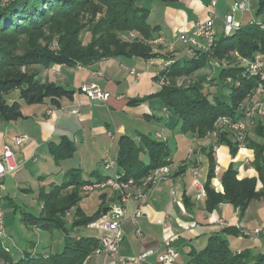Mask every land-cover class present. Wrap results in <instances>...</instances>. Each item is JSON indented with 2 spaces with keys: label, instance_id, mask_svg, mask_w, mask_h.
Returning a JSON list of instances; mask_svg holds the SVG:
<instances>
[{
  "label": "crops",
  "instance_id": "obj_1",
  "mask_svg": "<svg viewBox=\"0 0 264 264\" xmlns=\"http://www.w3.org/2000/svg\"><path fill=\"white\" fill-rule=\"evenodd\" d=\"M210 1L173 0L166 3L155 0L152 8L149 7L150 17L157 15L154 23L149 22L157 28L154 37L163 36L167 42H173L177 48L173 55L187 57L184 56L179 34L191 31L195 22L208 17H216V24L218 20L223 24V17L218 11L224 15L233 0H219L216 7H212ZM134 32L142 37L139 32ZM147 42L158 56L121 55L103 58L87 66L38 65L41 82L71 91V95L56 98L57 102L53 97H45L41 102L27 103L19 97L18 91L7 96L10 102L20 103L22 114L14 120L0 116V157L4 146L14 143V136L26 134L28 139L22 144H12L11 148L18 160H22V166L15 173H8L0 179L4 188L0 195L14 205L5 185L10 182L36 197L40 189L61 184L63 181L59 183L57 180L61 174L64 173V180L67 171L74 168L81 169L83 180L107 177L114 171L106 170L105 163L110 158L117 162L121 137L129 136L139 142L142 135L147 134L167 141L172 159L171 170L160 184L133 190L134 196L126 203L122 223L124 235L117 255L137 257L151 249L154 253L147 260L128 264H157L159 254L164 251L163 240L170 237L177 253L175 262L171 264H190L191 250L203 249L210 236L221 232L225 226L237 230L236 234L227 235L232 249L264 253V198L252 201L243 212L229 202L219 201L216 196L211 200L196 198V182L209 180L212 157L215 166L220 167L219 173H214L211 179L215 193H224L221 178L231 166L238 171V178H254L256 191L263 189L260 174L253 166L254 147H247L246 140L264 147V124L259 114L250 116L245 113L247 107L262 101L263 96L249 93L233 116L240 118L247 127L245 145L238 147L235 153L230 143H234L230 131L218 135L214 133L218 129L217 120L205 135L183 132L177 117L158 96L162 86L169 83L162 73L167 72L175 61L172 62L166 47ZM133 69L135 73H132ZM193 75L194 72L177 76L174 80L178 86L186 84L185 87H188L196 82ZM87 82H96L110 94L108 99H91L81 92L80 87ZM65 138L71 140L74 153L71 157L58 160L50 151V146L51 143L60 144ZM116 171L123 169L117 164ZM144 193L146 196L141 197ZM92 195H95L93 213L102 205L121 202L118 193L110 189L90 192L80 203L87 214L85 206ZM138 209L142 215L134 219ZM191 222H195L196 226L186 229L184 224ZM95 223L82 230L81 234L97 236ZM102 260V256L92 253L84 264H100Z\"/></svg>",
  "mask_w": 264,
  "mask_h": 264
},
{
  "label": "trees",
  "instance_id": "obj_2",
  "mask_svg": "<svg viewBox=\"0 0 264 264\" xmlns=\"http://www.w3.org/2000/svg\"><path fill=\"white\" fill-rule=\"evenodd\" d=\"M81 0H0V55L12 56L8 51L13 49L14 44L6 46L5 42H12V39L19 35H29L27 47L39 48L36 43L37 34L53 22L56 18L71 16V12L78 6ZM111 9L110 18H106L101 23L93 26L94 36L88 47H83L75 42V27L64 29V35L68 37V42L63 46V53L41 54L38 58H31L25 54L17 59L15 64H8V75L5 71V78L0 80V116L6 120L18 119L22 112L18 101L10 102L8 95L18 91L19 97L27 103L41 102L45 97H53L54 101L58 97L71 95V91L66 90L55 84L43 83L38 78V65L49 67L53 64L92 65L107 57H117L121 55L141 56L150 58L158 56L147 41L155 39L154 33L157 28L148 22L151 9L140 5V0H100ZM166 3L173 0H162ZM235 0L232 1V4ZM219 2V1H218ZM219 4V3H217ZM222 15L224 17L230 10ZM218 9V7H217ZM257 15H264V0H258ZM263 21L253 20V22L243 23L242 27L226 36L222 31L216 39V45L211 53L198 52L194 57H181L170 54L174 64L167 72L162 73L169 80L168 84L162 86L158 96L163 104L177 117L181 123L183 132H198L205 135L208 129L212 128L214 122L224 115L235 116L240 102L255 88L257 79L242 78L241 84L235 86L226 81L228 74L236 76L239 74L238 67L221 69L216 84H222L224 88L231 91V101H221L219 97L210 98V94L203 91L204 82H194L188 87L178 86L174 78L182 75H190L207 60L222 58L233 50L239 51L246 57L253 58L257 53L264 54V31L262 30ZM104 32L100 33L104 27ZM40 31V32H39ZM137 31L142 37L137 36L133 39L121 38L117 32L122 34ZM38 32V33H37ZM15 37V38H14ZM11 47V48H10ZM68 52V54H67ZM184 59V60H183ZM25 71H21V67ZM30 73V74H28ZM232 151L238 149L237 143H232ZM247 147H254L255 159L253 166L258 170L260 179L263 182V189L256 191V180L254 178H238V171L229 167L222 175L224 193L217 194L211 186V179L215 175V163L212 157L209 180L204 184L206 198L211 200L215 196L219 201H226L239 207L243 212L254 199L264 198V147L246 140ZM50 151L54 153L56 159L71 157L74 153L71 140L65 138L60 144L51 143ZM170 156V148L167 141L153 138L147 134L142 135L141 140L136 142L129 136H122L119 143L117 164L123 169L125 178L140 180L155 168L167 163L166 157ZM148 158L147 160L145 158ZM105 177L100 176L99 179ZM89 181V180H88ZM81 177V169H71L65 174L61 184H54L49 189L42 188L39 191V200L43 202V214L35 215V221L40 222V226L51 231L56 229L64 233L63 245L60 250L53 252L49 258L43 259L42 256H32L29 252L21 259L14 258L1 249L0 258L5 260V264H84L88 257L100 246V232L97 236H87L72 232L74 225L78 227L87 226L103 215L104 206H101L95 213L85 214L79 205L82 197L80 188L88 182ZM73 187V188H71ZM75 209L76 215L74 223L67 226L64 220L59 218L69 210ZM56 215L59 221L55 218ZM77 216V217H76ZM235 227L225 226L224 229L210 236L206 246L201 250L193 249L190 252V264H264V253L255 254L245 249L236 251L232 249L227 235L236 234Z\"/></svg>",
  "mask_w": 264,
  "mask_h": 264
},
{
  "label": "built area",
  "instance_id": "obj_3",
  "mask_svg": "<svg viewBox=\"0 0 264 264\" xmlns=\"http://www.w3.org/2000/svg\"><path fill=\"white\" fill-rule=\"evenodd\" d=\"M219 0H211L210 4L212 7H216ZM251 0H235L232 4L229 12L222 18L223 27L222 32L229 36L233 32L239 30L242 27L243 22L236 18L237 12L250 11ZM253 22V20H251ZM264 29V24L262 25ZM219 30L216 24V17H208L206 20H200L195 22L191 31L181 32L179 34V39L183 44L184 56L194 57L197 56L198 52L211 53L212 49L216 45V39L219 35ZM130 38H136V34L130 33ZM154 44H160L167 48L168 52L174 54L177 52L176 45L172 42H167L163 36H159L151 40ZM235 55L239 57L244 72L242 73V78H256L257 85L250 92L251 94H260L263 96L262 101L249 106L245 109V113L250 116L259 114L262 118L264 124V58L262 54L255 55L253 58L246 57L242 55L239 51L235 52ZM172 60V59H171ZM172 62H174L172 60ZM216 64H218L216 62ZM219 65V64H218ZM245 68V69H244ZM135 69L132 73H135ZM227 83L233 84L235 86H240V79L228 78ZM80 91L85 93L91 99H98L106 101L110 94L105 92L96 82H87L80 87ZM72 112L77 113L76 110ZM217 130L214 132L216 135L222 132L230 131L233 135L234 142L238 144V147H244L245 140L247 136V127L245 123L240 118H234L229 115L220 116L217 119ZM28 137L26 134H20L14 136L15 144H22ZM165 164L155 168L145 177L140 180H135L134 178H125V173L123 171H116L117 162L114 159H108L105 163V169L108 171H114L113 174L108 175L103 179H97L88 181L82 185V188L86 192H94L100 190L110 189L118 193L121 199L120 203H117L113 207H110L103 218L94 224L98 232H100V246L96 248L93 252L94 255L102 256L103 260L100 264H128L134 263L136 261H145L147 258L154 253V250H147L141 253L139 256L134 257H119L118 250L123 239V229L122 223L126 215V203L131 196H134L133 190L140 189L142 187L156 186L165 180L171 170V157H166ZM22 166V162L18 160L13 149L5 145L3 148V153L0 157V179L8 174L15 173ZM215 174H218L220 167L215 166ZM197 174V171L195 172ZM197 199H203L207 196L205 186L202 182L197 181ZM3 185L0 183V191L3 190ZM141 197H145L146 194H141ZM2 200L0 196V240L10 238L4 229L3 224V209ZM142 215L140 209L135 211L134 219ZM160 223L165 224L162 220ZM196 226L195 222L190 224H184L186 229L193 228ZM168 228V227H166ZM258 232V230H256ZM164 251L158 256L157 264H171L176 260V250L173 245L172 239L170 237H165L163 240ZM10 252V248L6 246L5 248Z\"/></svg>",
  "mask_w": 264,
  "mask_h": 264
},
{
  "label": "rangeland",
  "instance_id": "obj_4",
  "mask_svg": "<svg viewBox=\"0 0 264 264\" xmlns=\"http://www.w3.org/2000/svg\"><path fill=\"white\" fill-rule=\"evenodd\" d=\"M154 1L155 0H140L139 3L142 6L152 8ZM257 10L258 0H251L250 11H239L236 13V18L243 23H248L252 19L255 21H263L262 18L264 15H257ZM225 11L227 12L228 8ZM110 12L111 9L104 5V3L100 0H81L78 6H76L75 9L71 12V16L56 18L48 26L43 28L41 32L39 31L40 33L39 35L37 34V40L35 43V45H37L39 48L25 46L27 45L30 38L29 35H19V37H14L15 39H12L13 43L6 41L5 44L8 47L10 44H14V47H12L13 49L8 51L12 54L13 57L0 55V80L5 78V71L8 75V69L6 66L10 63L15 64L17 62L16 58L20 56L27 54L31 56V58L35 59L41 56L42 53L45 55L52 53H63L62 48L69 40L68 37H66V35H64L63 33L65 28L75 27L76 32H80L79 37L77 34L75 42H78L79 45L82 46V48L88 47L94 38L92 34V29H94L93 26H96V23L105 21L106 18H110ZM150 14L148 16V22L154 23L157 15H151L150 17ZM217 24V28L218 30H220L221 27H223L221 20H218ZM105 29L107 30L106 26L102 30H100V33L104 32ZM262 30L264 31V29ZM130 33L135 34V32L130 31L124 34H122L121 32H117V35L121 38L130 39ZM236 51L237 50L228 52V55H225L222 58H219L217 56L216 58L207 60L205 65L201 66L198 70H196V72H194L193 78L195 81H197L198 83L206 81L204 82L203 91L208 95L210 94V98L219 97L221 101H225L228 103L231 101V91L228 88H224L222 84L217 85L215 79L218 81L221 69L231 70L232 68L236 67H238V69L240 70L239 74H237L236 76H233V74H228L225 77V82L228 81V78L240 79V75L244 72V70L240 65L241 61L239 57L235 55ZM259 54L261 53H257L256 55ZM262 55L263 56L261 57L264 58V54ZM216 62L219 65L216 64ZM21 71H25V68L23 66L21 67ZM209 78H211V80ZM185 85L186 84H184L183 87H185ZM12 144L14 143L9 144L8 146L12 147ZM15 151L17 152L18 150L15 148ZM20 162H22L21 159ZM61 175L62 176L57 179L59 183L63 181L64 173H62ZM36 184H38V182H36ZM5 185L8 188L9 195L12 198L15 206L12 205L8 201V199L0 195L2 196L1 200L4 205L2 206L4 229L6 230L7 235H9L10 237L8 239L6 238L1 240V249L3 248L2 250L8 252L5 249L6 246H8L10 248L9 254L14 258V260L21 259L23 255H27V252H29L32 256H42L45 260L51 259L49 258L50 255H52L53 252L61 249L66 231H64V233L56 229L51 231V226L54 227V225L56 224L49 225L50 228L46 230L43 228H47V226H40V222L35 221V215H44L43 202L39 200V191L38 194L37 192H34L37 194V196L34 197V195H32L31 193L22 191L20 185H12L10 182L5 183ZM88 193L89 192L84 191L81 186L80 195L82 197V200L86 195H88ZM94 197L95 195H92V197L87 199V204L85 207H87V212L89 214H92L95 209V206L92 205L94 203ZM116 204L117 203H112L110 206H102H104V209L106 208L108 210L110 207H113ZM85 214L87 213L85 212ZM75 215V209H71L65 215H60L59 218L61 220H64L67 226H71L74 223ZM104 215L105 212L97 220L88 224L87 226L78 227L74 225V227L69 228H71L72 232H78L79 234H81L82 230L90 228L93 223L103 218ZM55 218L59 221L57 215ZM0 264H5V260L3 258H0Z\"/></svg>",
  "mask_w": 264,
  "mask_h": 264
},
{
  "label": "water",
  "instance_id": "obj_5",
  "mask_svg": "<svg viewBox=\"0 0 264 264\" xmlns=\"http://www.w3.org/2000/svg\"><path fill=\"white\" fill-rule=\"evenodd\" d=\"M106 211H107V209L105 208V209H104V212H106Z\"/></svg>",
  "mask_w": 264,
  "mask_h": 264
}]
</instances>
